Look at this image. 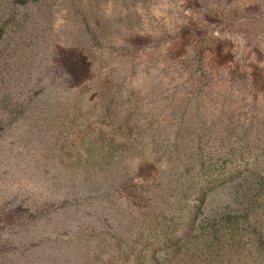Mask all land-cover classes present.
<instances>
[{"label":"rangeland","instance_id":"obj_1","mask_svg":"<svg viewBox=\"0 0 264 264\" xmlns=\"http://www.w3.org/2000/svg\"><path fill=\"white\" fill-rule=\"evenodd\" d=\"M40 1L0 0L30 33L9 22L0 38V264H105L117 253L105 239L129 214L145 216L137 228L174 263L179 243L164 232L179 237L187 213L244 212L264 231V0H99L111 31L93 56L59 42L81 18L75 0ZM17 104L51 105L57 130L83 123L115 148L110 169L73 174L77 157L55 154L64 134L39 130ZM100 132L131 136L130 150ZM185 162L207 184L204 203L179 194ZM95 246L102 254L84 259Z\"/></svg>","mask_w":264,"mask_h":264},{"label":"trees","instance_id":"obj_2","mask_svg":"<svg viewBox=\"0 0 264 264\" xmlns=\"http://www.w3.org/2000/svg\"><path fill=\"white\" fill-rule=\"evenodd\" d=\"M45 1L46 0H41L40 2L44 3ZM75 2L73 1V14L80 15L81 18L74 21L73 24L63 23L62 28H68V31H66V35L63 36V41L58 40L61 44L70 49L86 48L90 50L89 55L93 56L94 52L97 54L96 50L99 52L101 45H103L108 38L111 31L110 25L108 20L99 18L97 15L98 11L95 7L99 6V0H75ZM90 16H93V18L95 17V19H90ZM9 22L12 23V26H17L20 35L23 32L30 34L28 31V24L20 21V19L16 20L11 16V13H7L6 9H2V13L0 14V38L2 33L5 32L6 25ZM70 26H73L72 30L69 29ZM33 29L34 26L31 27V30ZM40 35L41 32H35L34 34L35 37ZM128 41L132 43L134 40ZM124 42L127 43L126 40H124ZM92 80H94V78H92ZM88 101L94 102L91 99H88ZM3 102L4 101L0 99V103ZM0 106L2 108L1 104ZM52 109L51 105H47L44 108L39 107L36 113L27 112L28 109H26L23 104H17V113L23 116L29 113L31 117L30 121L32 123L34 121V125L37 126L39 130L49 129L54 132L57 128L56 125H54V114L51 113ZM9 113L12 115L10 111ZM97 119L98 117L96 114L94 120L97 121ZM126 120L127 119H117L116 123H112V126H114L113 124L122 126ZM58 123L60 122L58 121ZM75 124L76 120L70 126L60 123L65 129L57 130L58 134L64 135L58 140L59 146L55 154L59 157H77L75 160L70 161L71 164L74 165L73 174L76 172L84 175L95 173L94 165L101 164H105L106 170H109L110 163L108 161L112 155L116 154V151H114L115 148L108 147V149L104 151L102 149L103 145H96L95 142L90 139L91 135L86 131V127H84L83 123H78L76 128ZM101 135L102 141L103 143L105 141L106 146L107 143L113 144L118 142L119 146L116 147L117 149H120V145L122 146L120 150L127 152L131 148V145L128 144L132 141L131 136H122V139L120 136L119 141H115V139L107 133L100 132V136ZM49 148L52 150L51 146ZM92 154H95L97 157L95 162H92V159L89 157ZM107 158H109V160ZM194 165V162H185L183 164L179 175V179L182 180L179 194L183 198L192 199H194L193 196L195 193L200 194L203 198L201 201L204 203L209 194L206 188L207 184L204 188L198 185V183H195L194 180L190 181L188 179V174H192ZM191 177H193V174ZM242 187L243 185L240 183L235 185V187H233L235 194H244ZM237 211L242 210L237 209ZM243 211H246V209ZM200 214L201 213L186 214L185 222L187 227L182 230L179 237L173 234L174 231L164 232L170 238H176V245L179 243V247H177L176 251H173L172 254V257L177 256V262L175 261V263L173 261L168 262L162 257L161 248L156 247L157 236L154 231L137 228L139 223L144 222L145 216L142 213H138L136 216H132V214L127 216L124 215V226L117 227V229L113 231L114 235L105 239L104 248L107 245H112L117 252L116 255L108 257L109 259L105 264H113V262L117 264L119 261L125 263L123 262L124 257H126V259L128 257L133 258L129 260V264H264V231L251 223L249 214L244 212H221L215 214L212 218L205 217L201 220L198 219ZM86 234L89 235L88 233ZM72 236L73 235L69 237L73 239ZM58 237L59 235L56 234L54 241H57ZM78 237L79 236H77V238ZM111 241H113V243L110 244ZM135 243H138L139 246ZM83 246H85V244L79 248L81 252ZM97 249L98 246H95L92 251H90L86 247L82 255L83 258L85 259L88 257L92 260L96 259V254H102V251H97Z\"/></svg>","mask_w":264,"mask_h":264},{"label":"clouds","instance_id":"obj_3","mask_svg":"<svg viewBox=\"0 0 264 264\" xmlns=\"http://www.w3.org/2000/svg\"><path fill=\"white\" fill-rule=\"evenodd\" d=\"M59 23H63V21H58V24ZM142 178L141 177H137V181L141 180Z\"/></svg>","mask_w":264,"mask_h":264}]
</instances>
